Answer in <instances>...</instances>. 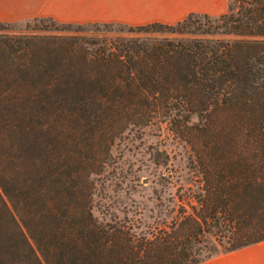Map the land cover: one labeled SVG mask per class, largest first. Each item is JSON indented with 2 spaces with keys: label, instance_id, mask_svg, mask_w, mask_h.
I'll list each match as a JSON object with an SVG mask.
<instances>
[{
  "label": "trees",
  "instance_id": "16d2710c",
  "mask_svg": "<svg viewBox=\"0 0 264 264\" xmlns=\"http://www.w3.org/2000/svg\"><path fill=\"white\" fill-rule=\"evenodd\" d=\"M86 25L0 21V264H204L264 241V0ZM155 123L189 145L194 203L150 231L97 218L114 142Z\"/></svg>",
  "mask_w": 264,
  "mask_h": 264
},
{
  "label": "rangeland",
  "instance_id": "374dc122",
  "mask_svg": "<svg viewBox=\"0 0 264 264\" xmlns=\"http://www.w3.org/2000/svg\"><path fill=\"white\" fill-rule=\"evenodd\" d=\"M233 0H142L101 1L93 6L69 7L51 17L56 22L86 24L88 34L107 37L125 35L117 25L159 21L175 23L189 12L218 16ZM92 4V2H90ZM101 4V5H100ZM99 5V6H98ZM32 18L12 22L22 28ZM99 29V30H96ZM189 145L165 125L151 124L126 131L111 149L105 170L97 177L94 215L117 217L138 231H150L169 223L182 210H189L200 176L192 162ZM264 264V241L232 252L219 253L204 264Z\"/></svg>",
  "mask_w": 264,
  "mask_h": 264
},
{
  "label": "crops",
  "instance_id": "0c3cea01",
  "mask_svg": "<svg viewBox=\"0 0 264 264\" xmlns=\"http://www.w3.org/2000/svg\"><path fill=\"white\" fill-rule=\"evenodd\" d=\"M101 1L142 0H0V21L16 22L38 16L53 17L58 14L59 9L69 7L82 8L86 6H93L95 5V2L100 3ZM90 2H92V4H90ZM213 264L218 263L215 262Z\"/></svg>",
  "mask_w": 264,
  "mask_h": 264
}]
</instances>
